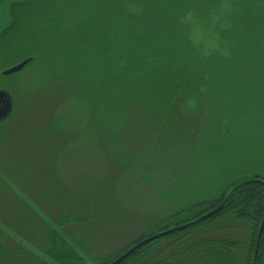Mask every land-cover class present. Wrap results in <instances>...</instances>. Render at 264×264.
<instances>
[{
	"label": "rangeland",
	"instance_id": "rangeland-1",
	"mask_svg": "<svg viewBox=\"0 0 264 264\" xmlns=\"http://www.w3.org/2000/svg\"><path fill=\"white\" fill-rule=\"evenodd\" d=\"M7 1L0 0V31L7 23L8 10L1 7ZM39 1L32 2L33 12L39 13ZM45 1L52 15L23 19L25 31H33L16 38L20 32L13 26L0 44V74L30 53L39 57L15 74L0 76V89L10 93L13 105L0 121V216L13 223L14 232H22H15L12 240L6 235L8 225L0 222L9 238L2 241L1 264H11V257L14 264L45 260L46 248L41 247L49 227L60 228L61 239L67 235L68 250L81 255V264H98L120 254L147 229L164 228L158 222L173 212L186 209L191 217L195 205L216 198L226 183L264 178L260 68L252 73L253 64L238 60L237 80L227 76L222 82H186L180 93L197 96L183 93L176 102L164 103L145 89L136 91L138 95L121 92L111 83L109 59L83 52L81 43L95 42L91 33L75 38L84 19L76 21L74 11L81 0ZM205 1L190 0L196 7ZM19 11L13 16L19 18ZM58 15L66 25V38L64 29L48 24ZM230 16L262 22L264 0H222L210 21L221 18L225 28ZM97 20L98 15L87 18ZM182 21L190 27L189 41L202 54L219 48L212 26L206 30L190 15ZM66 40H71L70 47ZM227 220L181 240H164L144 261L243 264L251 235L248 222ZM37 227L43 230L39 235L34 234ZM223 240L238 245L225 246L229 252L203 245L190 253L202 241ZM12 247L14 256L9 257ZM262 248L264 264V241Z\"/></svg>",
	"mask_w": 264,
	"mask_h": 264
},
{
	"label": "trees",
	"instance_id": "trees-1",
	"mask_svg": "<svg viewBox=\"0 0 264 264\" xmlns=\"http://www.w3.org/2000/svg\"><path fill=\"white\" fill-rule=\"evenodd\" d=\"M33 1L21 0L20 3L16 2L8 6L7 25L4 24L0 31V44L4 37L7 38L10 35L13 26L14 32H20V34L15 32L16 38H25L33 31L32 28L25 31L22 26L23 19L28 17L30 21H33L38 16L52 15V10L49 6L47 7L45 0H40V5L36 6L39 13L33 12V6H31ZM221 1L207 0L204 2L205 4L196 7L190 0H81L80 6L74 11L77 15L76 21L84 19L75 38L78 39L85 32L91 33L95 42L94 44H90L93 41L89 44L81 43L85 46L83 52L94 56L103 55L105 56L103 59H109L111 83L113 86L119 85L121 92L129 90L132 95H138L137 92L142 93V90L145 89L148 94H156L164 103L176 102L178 96H183V93L185 97L197 96L193 93L188 95L183 92L185 90L180 93L186 82L213 83L215 80L222 82L229 78L227 76H230L232 80H237L236 71L241 65L240 62L253 64L255 69L252 73L260 68L261 71L263 70L260 73L264 74V37H262L264 19L259 22L255 20L257 18L252 17L251 20L246 21L230 16L229 19L232 20L228 27H222L221 18H216L211 24L210 17L214 16ZM128 7L132 11H129ZM15 10H20V13L17 12L19 18L21 17L20 20L15 15L13 16ZM92 15H98L100 20L87 21V18ZM185 15H190L193 19L200 21L206 30L212 26V33L216 36L219 48H214L207 55L202 54L199 47L194 46L188 39L190 27L182 21ZM70 21L72 18L67 19V22ZM48 24L57 25L60 30L64 29V38H66V25L63 24L60 15L52 18ZM70 41H65L68 47H70ZM30 54L31 60L28 64L35 63L39 58L38 55ZM54 54L59 53L54 51ZM119 60L118 68H115ZM95 61L93 60L91 63L94 64ZM260 63L263 65H259ZM114 92H117L116 89ZM118 96L119 94L116 93L114 98ZM255 180L262 181V183L255 182ZM218 196L210 201H203L195 205L191 217L185 215L187 214L186 209L173 212L163 220H159L158 224H165L164 228L160 230L147 229L140 239L131 243L128 248L122 249L120 254L103 261L99 260L98 264H109L143 239L195 221L221 203H224L221 210L209 218L198 221L182 231L145 244L119 264H172L154 259L144 260L149 251L164 240L174 237L180 240L184 239L201 227L210 226V224L225 219H228L227 221L230 223L240 220L248 222L251 235L249 246L245 250L246 258L243 260V264H253L254 247L264 214V178L252 176L233 180L221 188ZM178 219L179 221H177ZM263 241L264 228L258 245L256 264H261L262 261ZM245 244L242 246L245 247ZM203 245L215 246L222 252L227 248L229 252V247L225 246L236 247L238 243L225 240L202 241L196 247H192L193 250L190 253ZM68 248L67 241H62L60 247L56 246L51 251L44 253L45 260L36 264H50L48 259L53 261L52 264H81V255L74 250H68ZM189 249H185L186 252ZM193 259L195 260V258ZM174 264H178V262Z\"/></svg>",
	"mask_w": 264,
	"mask_h": 264
},
{
	"label": "water",
	"instance_id": "water-1",
	"mask_svg": "<svg viewBox=\"0 0 264 264\" xmlns=\"http://www.w3.org/2000/svg\"><path fill=\"white\" fill-rule=\"evenodd\" d=\"M30 60H31L30 58H26V59L20 61L19 63H17L13 67H10L8 69L3 70L1 72V75L2 76H9V75H12V74H15V73L21 71L29 63ZM12 110H13V105H12L10 93L5 89H0V121L6 119L11 114ZM255 182H261L262 183V181H257V180H255ZM223 204L224 203H221L218 207H216L212 211L204 214L203 216L196 219L195 221L186 223L184 225H181V226H178L175 228L167 229L163 232L157 233V234L152 235L146 239H143L142 241H140L137 244H135L134 246H132L125 253H123L120 257H118L117 259H115L113 262H111L109 264H119L121 261L126 259L130 254H132L135 250L139 249L140 247L144 246L145 244H147L151 241H154L156 239L165 237L167 235L173 234L174 232L182 231V230H184L190 226H193L198 221H203V220L209 218L213 214L219 212L221 210V208L223 207ZM263 228H264V214H263V219H262V222H261V225H260V228L258 231V235L256 238L255 252L253 255V264H255V260L257 257L258 245L260 242V238L262 235Z\"/></svg>",
	"mask_w": 264,
	"mask_h": 264
},
{
	"label": "crops",
	"instance_id": "crops-1",
	"mask_svg": "<svg viewBox=\"0 0 264 264\" xmlns=\"http://www.w3.org/2000/svg\"><path fill=\"white\" fill-rule=\"evenodd\" d=\"M0 222L2 223H5L6 225H8V228H9V231H8V233H6V235L9 237V235H11V239L12 240H14V233L15 232H19V233H22V232H20V231H15L14 232V226H13V223H8L7 222V220L5 219V218H3L2 216H0ZM57 225H58V223L57 222H55ZM42 226H44V225H42ZM59 226V225H58ZM46 227V226H45ZM46 228H48V227H46ZM48 230H49V233H48ZM46 229L45 230V232H43V237H44V235H45V233H46V231H47V233H46V235H45V238H44V244H42V246L43 247H41V249H44V248H46L44 251H43V253H46L47 251H51L54 247H60V244H61V242L62 241H67V239L65 238L66 236H64V238H60V236H61V229L59 228L58 230H52L50 227H49V229ZM39 231V232H38ZM43 230H42V228L41 227H37L36 229H35V232H34V234H36V235H39V234H41V232H42ZM60 231V232H59ZM7 236H5V232H3V231H1V229H0V264H1V262H2V253H3V244H2V241H4V239L5 238H7ZM30 237V236H29ZM52 238H53V240H52ZM7 239H9V238H7ZM62 240V241H61ZM34 247H36V246H34ZM40 247V246H39ZM2 249V250H1ZM40 249V248H39ZM14 247H12V250L11 251H7V255H9V257L10 256H14ZM6 252V251H5ZM12 260H14V257H11V261H9L11 264H14V261L12 262Z\"/></svg>",
	"mask_w": 264,
	"mask_h": 264
},
{
	"label": "flooded vegetation",
	"instance_id": "flooded-vegetation-1",
	"mask_svg": "<svg viewBox=\"0 0 264 264\" xmlns=\"http://www.w3.org/2000/svg\"><path fill=\"white\" fill-rule=\"evenodd\" d=\"M13 3H14V0H12V1H7V2H3V5L1 6V7H4L5 9H7L8 8V6L11 4V5H13ZM4 11V10H3ZM5 13H6V15H7V11L5 10L4 11ZM0 13H1V8H0ZM1 34V33H0Z\"/></svg>",
	"mask_w": 264,
	"mask_h": 264
}]
</instances>
